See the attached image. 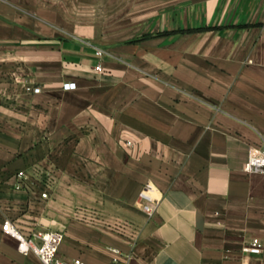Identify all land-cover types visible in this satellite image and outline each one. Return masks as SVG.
Here are the masks:
<instances>
[{
	"label": "crops",
	"instance_id": "0c3cea01",
	"mask_svg": "<svg viewBox=\"0 0 264 264\" xmlns=\"http://www.w3.org/2000/svg\"><path fill=\"white\" fill-rule=\"evenodd\" d=\"M86 6L0 0V264H43L8 219L67 260L264 264V0H144L109 45Z\"/></svg>",
	"mask_w": 264,
	"mask_h": 264
},
{
	"label": "built area",
	"instance_id": "2783aa9c",
	"mask_svg": "<svg viewBox=\"0 0 264 264\" xmlns=\"http://www.w3.org/2000/svg\"><path fill=\"white\" fill-rule=\"evenodd\" d=\"M98 54H103V49H98ZM97 70L103 71L101 63L97 65ZM66 89H73L76 87V82H66L64 84ZM34 92H39L41 88L28 87ZM131 143V141H128ZM245 169L249 172H263L264 173V150H256L252 148L249 157L245 163ZM20 175H24V171L19 172ZM155 187L152 183L148 182L143 186V189L139 194V201L142 204L143 210L152 215L156 211L159 200L154 196ZM48 192H43V196L46 197ZM3 230L6 233L14 235L19 240V249L25 253L36 254L43 264H90L80 257H76L70 260L64 259L59 254L60 246L65 238V234L59 230H39L30 235H25L19 227L11 220H6L3 224ZM245 250L252 253H262L264 251V242L259 237H253L249 243L245 246ZM118 254L115 258V264H131L129 260L122 259L120 257V250L114 249Z\"/></svg>",
	"mask_w": 264,
	"mask_h": 264
},
{
	"label": "rangeland",
	"instance_id": "374dc122",
	"mask_svg": "<svg viewBox=\"0 0 264 264\" xmlns=\"http://www.w3.org/2000/svg\"><path fill=\"white\" fill-rule=\"evenodd\" d=\"M144 0H102L103 4L100 6H87L85 9L86 26H93L96 32L97 39L102 43L109 45L116 39L111 38V34L116 31L133 30V28L140 26L141 23H131L132 13L140 8ZM166 3L183 0H165ZM118 3V6H111L112 3ZM130 15V18L129 16ZM130 19V21H129ZM120 41H123L121 39Z\"/></svg>",
	"mask_w": 264,
	"mask_h": 264
}]
</instances>
